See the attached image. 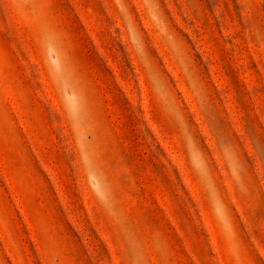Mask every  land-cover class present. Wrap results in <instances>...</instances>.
Instances as JSON below:
<instances>
[{
  "label": "rangeland",
  "instance_id": "obj_1",
  "mask_svg": "<svg viewBox=\"0 0 264 264\" xmlns=\"http://www.w3.org/2000/svg\"><path fill=\"white\" fill-rule=\"evenodd\" d=\"M0 264H264V0H0Z\"/></svg>",
  "mask_w": 264,
  "mask_h": 264
}]
</instances>
